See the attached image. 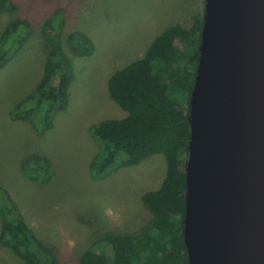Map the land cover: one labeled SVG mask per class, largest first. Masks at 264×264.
Returning a JSON list of instances; mask_svg holds the SVG:
<instances>
[{"label": "rangeland", "instance_id": "rangeland-1", "mask_svg": "<svg viewBox=\"0 0 264 264\" xmlns=\"http://www.w3.org/2000/svg\"><path fill=\"white\" fill-rule=\"evenodd\" d=\"M0 11V36L15 18L29 20L28 38L13 59L0 68V185L16 197L37 235L51 246L61 264H76L82 252L98 248L110 233H139L153 214L144 193L158 189L169 168H185L175 152L156 153L103 178L93 177L92 163L102 141L91 127L126 112L111 98L108 80L117 70L142 57L166 28L204 16L205 0H11ZM82 31L93 42L89 56L73 53L69 32ZM57 40L74 75L69 104L39 132L29 120L13 119L15 103L35 89ZM43 153L52 161L48 181L30 179L20 163ZM1 231V218H0ZM0 264H26L0 243Z\"/></svg>", "mask_w": 264, "mask_h": 264}, {"label": "trees", "instance_id": "trees-1", "mask_svg": "<svg viewBox=\"0 0 264 264\" xmlns=\"http://www.w3.org/2000/svg\"><path fill=\"white\" fill-rule=\"evenodd\" d=\"M15 7L0 0V11ZM30 22L10 20L0 36V68L25 45ZM203 16L166 28L145 54L115 71L108 80L111 98L126 112L122 118L104 119L91 127L102 141L92 163L93 177L103 178L122 167L140 164L156 153L188 154L190 98L200 58ZM74 54L93 53L92 40L82 31L69 32ZM72 64L61 44L53 41L35 89L10 111L13 119L29 120L39 132L51 125L53 114L69 104ZM187 159V158H186ZM30 179L48 181L52 161L43 153L29 154L20 163ZM153 214L151 226L139 233H110L98 248L82 252L76 264H189L184 240L186 209L185 168L168 169L161 186L143 195ZM0 243L26 264H61L55 250L30 226L14 194L0 185Z\"/></svg>", "mask_w": 264, "mask_h": 264}, {"label": "water", "instance_id": "water-1", "mask_svg": "<svg viewBox=\"0 0 264 264\" xmlns=\"http://www.w3.org/2000/svg\"><path fill=\"white\" fill-rule=\"evenodd\" d=\"M190 98L189 264H264V0H205Z\"/></svg>", "mask_w": 264, "mask_h": 264}]
</instances>
